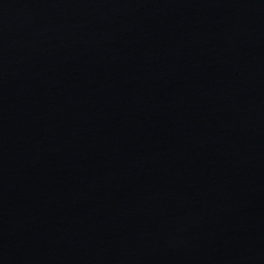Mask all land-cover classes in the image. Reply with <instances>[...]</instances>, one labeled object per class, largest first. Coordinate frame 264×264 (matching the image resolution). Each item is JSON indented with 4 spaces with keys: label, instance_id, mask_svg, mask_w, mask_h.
<instances>
[{
    "label": "water",
    "instance_id": "water-1",
    "mask_svg": "<svg viewBox=\"0 0 264 264\" xmlns=\"http://www.w3.org/2000/svg\"><path fill=\"white\" fill-rule=\"evenodd\" d=\"M0 264H264V0H0Z\"/></svg>",
    "mask_w": 264,
    "mask_h": 264
}]
</instances>
